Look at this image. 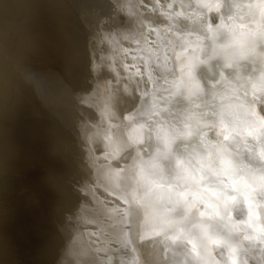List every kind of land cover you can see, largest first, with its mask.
I'll return each instance as SVG.
<instances>
[{
    "label": "bare ground",
    "instance_id": "6f19581e",
    "mask_svg": "<svg viewBox=\"0 0 264 264\" xmlns=\"http://www.w3.org/2000/svg\"><path fill=\"white\" fill-rule=\"evenodd\" d=\"M220 2L217 14L200 8L198 0H106L85 73L18 64L13 80L5 76L2 93L11 96L6 106L15 111L10 118H27L31 97L39 105L24 125L0 123V196L6 183L2 175L14 176L20 195L14 213L22 234L18 245L8 241L4 264L37 262L32 246L41 236L40 264H264V157L254 161L249 150L264 151V54L225 68L221 60L208 59L214 49L208 42L202 57L208 62L196 70L204 94L191 99L185 89L174 94L181 86L179 53L188 52L189 39L207 38L220 15H240L257 34L264 32V0ZM116 10L130 17L131 30L117 31L107 22ZM149 16L154 32L145 22ZM21 74L26 84L17 78ZM233 91L242 102L226 110L217 94ZM153 100L167 109L160 117L172 132L170 148L151 131L160 117L149 121L136 115ZM26 104L28 113H22ZM128 114L132 122L125 121ZM221 122L225 136L216 127ZM142 123L149 128L144 141L117 155L122 134ZM228 136L248 147L238 154ZM16 137L14 149L10 144ZM137 149L155 165L154 180L169 188L158 198L127 200L129 186L113 178L115 170L136 159ZM206 153L218 161L206 169L208 184L223 198L200 194L201 207L184 195L192 191L191 182L176 161L203 167ZM31 154L36 165L24 167ZM2 156L10 161L3 164ZM173 186L182 189L179 196L171 193ZM14 213H0L2 239L8 240ZM245 222L255 234L252 243L242 240L239 226Z\"/></svg>",
    "mask_w": 264,
    "mask_h": 264
},
{
    "label": "water",
    "instance_id": "95a60500",
    "mask_svg": "<svg viewBox=\"0 0 264 264\" xmlns=\"http://www.w3.org/2000/svg\"><path fill=\"white\" fill-rule=\"evenodd\" d=\"M105 3L106 0H0L1 126L6 128L9 124H12V126L16 124L24 125L27 122L26 120L30 119L29 116L33 114V109L39 105L37 98H34V102L31 97L29 100L32 104L30 112H27L29 110L28 104H26L27 108L25 106L21 108V112H27L28 117L23 118L24 115L22 114L21 117L18 116L19 118H10L11 113H15L14 110L6 106L11 96L7 97L3 94L1 87L7 85L5 76H8L9 80L10 78L13 80L14 75H16L15 72L19 69L18 64L85 73ZM146 18L148 20H145V22L149 21L153 28L151 31L154 32L156 23L152 24L153 17L149 16ZM154 20L157 19L155 18ZM107 22L114 29L121 32L131 30L133 23L130 17H127L121 10H116L110 14ZM152 43H154L153 38ZM17 78L20 79L22 84H26L22 74L20 77L17 76ZM193 138L196 139L195 137ZM13 139L10 145L15 149L16 146H19V137ZM24 142L26 141L24 140ZM199 145L196 144L195 146L200 148ZM3 146V140H0V149ZM147 146L149 147L148 149H154L152 145L148 144ZM5 158L2 156L3 164L10 161L7 158L5 161ZM32 165H36V159L31 154L29 155V161L26 160L24 167ZM6 173H9V167ZM2 176L6 183L0 196V213L1 217H4V211L10 210V213H14L15 207L19 208L20 195L19 188L16 189L15 187V177H6L4 174ZM114 192L115 190H112L113 200L117 202L119 201L118 195L114 196ZM23 194L24 192L21 194L22 197H24ZM16 196H18L17 200ZM103 200L104 202L106 201L105 199ZM18 214L14 213L11 218V230H7L10 231L8 240H5V237L2 239L0 232V264H4L3 252L7 248L8 241L12 239L17 242V245L19 244V237L22 234L20 233L19 235ZM41 238L42 236L36 238L37 240L32 246V257H37V262L34 264H40L42 242L38 239ZM114 243L112 242L111 246ZM87 257L89 261L94 260V257L90 255Z\"/></svg>",
    "mask_w": 264,
    "mask_h": 264
},
{
    "label": "clouds",
    "instance_id": "9594fccd",
    "mask_svg": "<svg viewBox=\"0 0 264 264\" xmlns=\"http://www.w3.org/2000/svg\"><path fill=\"white\" fill-rule=\"evenodd\" d=\"M198 5L200 8L206 10L211 9L212 12L217 14L221 13L223 7L220 0H217L216 3H208L206 0H198ZM127 11L131 13L130 9ZM208 42H211L214 46L208 59L221 60L225 68H232L241 61L250 60L255 54H264V50L260 47L261 45H264V32L257 34L254 24L247 22V20L241 18L240 15L227 18L220 15L218 23L211 26L207 38L197 37L195 40L189 39L187 41L188 52L179 53L177 58L181 59L182 66L178 81L181 86L175 87L176 92L174 94H177L180 89L186 90L189 99L197 97V94H204L205 88L203 83L199 80L196 70L201 64H206L208 62V59H202L207 52L206 45ZM261 91H264V89ZM142 95L147 94L145 93ZM217 99L223 101L226 110L227 108H232L234 105H239L242 102L239 93L234 91L217 94ZM194 106L199 107L198 104H195ZM165 111H167L166 108H160L158 102L153 100L150 105L144 108V110L137 111L136 115L146 117L147 120L151 121L154 115L160 117V113ZM124 119L127 122H132L133 115L128 114ZM119 127L120 126L117 125V128ZM216 127L222 136L227 134V129L223 122L217 124ZM151 131L158 140L166 145V147H171L172 132L169 129L167 122L164 121L162 117H160L155 128ZM148 132V125L142 123L133 127L130 132L123 133L119 140V149L116 150L117 155L130 147H134L136 144L142 143ZM129 136H131V141H129ZM228 142L232 149L237 151L238 154H241L244 148L248 147L240 142L239 138L235 136H228ZM108 150L112 151L113 149L110 148ZM249 150L254 161L264 157V151L258 148L252 147ZM176 162L179 172L182 175H186L191 182L192 191L184 193L188 200L193 201L195 204L202 207L200 194L205 197H215L219 195L223 198V193L215 192L213 186L209 185L207 180L208 174L206 169L213 167L218 163L214 154L208 155L206 153L201 157V164L203 167H201L200 164L190 166L184 158L179 157ZM154 167L155 165L153 162L145 161L142 153L137 149L136 159L130 165L114 171L113 178L122 179L129 186L128 194L125 199L140 202L141 200H147L149 194H151V198L155 199L158 198L161 193L169 191V188H162L154 180L152 175H150ZM185 187H188V185L186 184ZM170 191L172 194L179 196L182 189L173 186ZM239 230L243 241L247 243H252L254 241L255 234L247 228L246 222L240 224ZM260 242L264 245V227L260 228ZM189 243L191 244L192 252L198 254L196 243L194 241H189Z\"/></svg>",
    "mask_w": 264,
    "mask_h": 264
}]
</instances>
